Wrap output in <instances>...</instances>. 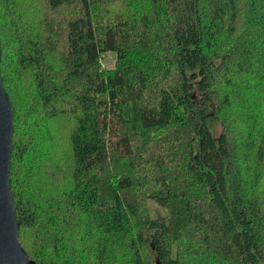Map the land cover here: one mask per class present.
Wrapping results in <instances>:
<instances>
[{
	"label": "trees",
	"instance_id": "trees-1",
	"mask_svg": "<svg viewBox=\"0 0 264 264\" xmlns=\"http://www.w3.org/2000/svg\"><path fill=\"white\" fill-rule=\"evenodd\" d=\"M0 47L29 258L264 264V0H0Z\"/></svg>",
	"mask_w": 264,
	"mask_h": 264
},
{
	"label": "water",
	"instance_id": "water-1",
	"mask_svg": "<svg viewBox=\"0 0 264 264\" xmlns=\"http://www.w3.org/2000/svg\"><path fill=\"white\" fill-rule=\"evenodd\" d=\"M11 107L0 75V264H37L18 241L17 217L9 179L13 135Z\"/></svg>",
	"mask_w": 264,
	"mask_h": 264
},
{
	"label": "rangeland",
	"instance_id": "rangeland-1",
	"mask_svg": "<svg viewBox=\"0 0 264 264\" xmlns=\"http://www.w3.org/2000/svg\"><path fill=\"white\" fill-rule=\"evenodd\" d=\"M101 64L102 66H104L105 68H109L111 73V78H114L115 75L118 76L117 71L114 69V65H115V53L113 51H107L105 53L102 54L101 56ZM114 82V80H112L110 82V84ZM208 126H210V129L213 133V135L217 136L219 131L221 130V127L219 126L218 122H216L215 120L212 119L211 116H208ZM155 206H153L152 208H154Z\"/></svg>",
	"mask_w": 264,
	"mask_h": 264
}]
</instances>
